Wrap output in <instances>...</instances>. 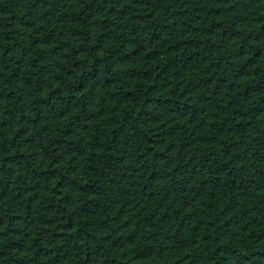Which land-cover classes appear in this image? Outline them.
Listing matches in <instances>:
<instances>
[{
  "label": "trees",
  "instance_id": "16d2710c",
  "mask_svg": "<svg viewBox=\"0 0 264 264\" xmlns=\"http://www.w3.org/2000/svg\"><path fill=\"white\" fill-rule=\"evenodd\" d=\"M0 264H264V0H0Z\"/></svg>",
  "mask_w": 264,
  "mask_h": 264
}]
</instances>
